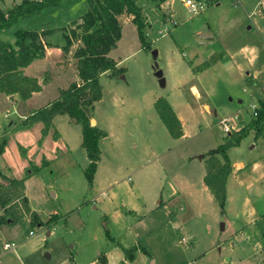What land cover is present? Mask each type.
Masks as SVG:
<instances>
[{
  "label": "rangeland",
  "instance_id": "rangeland-1",
  "mask_svg": "<svg viewBox=\"0 0 264 264\" xmlns=\"http://www.w3.org/2000/svg\"><path fill=\"white\" fill-rule=\"evenodd\" d=\"M21 1L0 0V9L7 10ZM183 1L175 0L173 3L174 15L172 19L170 0L166 1L169 2L167 4L165 2L159 5L150 3L148 0H138L147 26L145 34L148 46L146 47L141 45L137 28L131 21L132 17L128 15L120 17V37L115 48L108 53V57L116 62L117 68L122 70V74L117 78H110L109 73H106L99 78L102 97L96 103L95 117L104 125L101 129L106 130L109 137L103 140L99 147L101 155L98 165L111 172L110 178L117 182L118 188L126 190V184H129L130 187L134 183H138L132 169L135 162L141 157L149 161L157 160L155 155H160L162 157L160 162H151L153 164L151 167L150 162H146L149 165L143 172L151 173L150 180H147L150 176L148 175L146 180L141 179L139 182L145 191H149L156 185V182H159L158 179L162 176L164 167H167V170L172 169L169 173L171 178L180 180L182 193L168 202H166L168 199H164V206L169 212L185 213L183 219L180 220L181 229L173 228L172 231L175 232L177 244L181 245L180 239L186 238L194 247L192 250L183 248L188 255V261L196 262L195 264H229V261L233 264H249L248 261L253 257L252 244L256 240L261 246L260 258L257 254L256 256L264 263V200L254 201L256 204L258 203L257 211L255 210L257 213L255 226L241 229L246 227V224L237 217L243 204L245 191L252 192L254 189L264 188V123L257 136L255 128L250 127V123L255 118H253L249 106L255 100L253 99V102L247 104L243 95L238 99L232 96L233 102L230 105L225 79L218 78L217 81L208 82L212 83L216 89L213 98L215 103L222 102L225 106L227 105L223 108L225 109L223 113L218 112V116L230 115L239 108L241 109L239 117L247 122L245 127L248 128L239 144L227 151L230 165L241 161L243 166L240 170L237 169L238 173L234 175L236 178L231 179L228 183V197L222 210L208 189L204 190L198 187L199 184L195 186L201 177V171L205 176L206 166L209 162L207 157L202 159L201 156H205L210 150L216 149L230 140L218 125L220 118L207 117L206 113L201 110L197 124L192 126L188 138L173 139L162 124L154 107L159 98H164L167 101L168 95H175V87L172 86V77L175 73L170 71L174 64L172 62L174 57L171 58L170 54L176 51L178 59L185 60L181 57V53L184 51L183 46L190 43L191 37L202 40L205 35H209V32L213 31L212 35L215 39L217 33L213 28L214 24L219 22L226 12L235 10L234 0H218L219 7H215L212 0H204L206 9L204 8L205 10L203 9L204 11L202 10L203 12L201 11L198 15H192L193 13L184 6ZM261 1V3L264 2V0ZM257 9L261 10L258 6ZM86 10L87 0H64L57 7L45 8L38 15L26 20H18L9 30L1 33L0 38L3 41L12 42L13 34L18 30L47 29L52 30L53 34L46 38V42L50 45L63 46L65 43L64 34L69 35L70 30L74 28L71 23L78 20ZM173 21L176 22V27L171 25ZM175 28H177V32L173 33ZM164 29H167L165 34H158V31ZM197 31L201 34L197 35ZM78 44L79 42L73 40L68 54L50 53L49 58L47 57L41 63L36 61L26 71V76L36 79L40 76L41 78H39L44 82L41 84L44 87L36 99V105H45L52 97L56 99L59 96V91L66 89L71 83L79 84L80 81L72 82L73 73H77L73 53ZM191 44L193 45V43ZM51 48L57 47L51 46L46 49ZM154 50L157 52L156 58L152 54ZM155 63L162 72V78H165L163 84H160L159 79L155 76ZM191 85H195L201 91V86L198 83L193 82ZM189 88L190 86L180 92H183L192 102L194 97L187 92ZM247 89L250 87L247 86ZM240 98L243 100L242 104H238ZM23 104L22 99L15 100L14 104L6 99H0V143L5 141L4 149L7 150L5 157L11 168L10 173H14L16 179L31 177L29 181L26 178L24 180L25 187L28 181L26 195L29 198L32 211L38 217V222L43 224L32 223L29 219H26L28 222L20 221L14 228H11L15 236L11 235L9 243H16L17 238L27 239L30 237L27 235L28 231H32L35 238L42 234L45 237L44 242L34 255V259L39 258L44 261L45 254L49 251L53 255L70 251L74 256L80 245L83 248L96 246L98 243L96 235L104 233L109 227L106 226L100 199L94 203L91 201L93 197L97 196V192L93 190L92 184L89 185L84 174L87 158L85 151L80 147L81 128L72 123L68 116L62 115L59 116L60 119L56 121L55 126H52L47 135L42 136L41 129L39 130L36 144L32 148L24 145L17 146L18 137L24 133L21 130L31 128L28 126L25 128L23 124V126L20 125L21 130L10 129V124L16 123L17 115L24 112ZM198 104L200 103L197 102ZM29 106L34 107L31 104ZM257 106L259 109V103ZM229 107L232 108L228 109ZM41 109L38 108V110ZM5 115H8V118ZM8 129L9 132L5 135V130ZM241 129L243 128L231 132H238ZM57 131L65 142L64 150L60 148L56 151L53 147V139H55L53 134H56ZM25 133L23 136L27 137L28 135ZM44 148L45 151L50 150L51 152L47 151L45 157L40 155ZM26 153L28 162L24 159ZM24 161L27 163V169L23 175L22 164ZM187 162H191V167L186 165L189 164ZM253 163L256 164L255 168ZM160 167H162L161 173L157 171ZM240 179L246 182L244 186L239 184L238 180ZM1 183L2 178L0 177ZM248 184L250 186L246 188ZM162 186L164 187L163 197H165L168 191L167 186L165 183ZM17 193L20 194L19 190ZM254 195L258 196V193H254ZM17 203L21 204V198L17 200ZM179 207H184V210H178ZM51 216H55V223L46 225V221ZM43 217L44 219L47 217V219L43 220ZM135 221L137 220H134L133 223ZM47 231H52V234L47 235ZM180 248L182 247L180 246ZM200 253L204 254L201 260H199Z\"/></svg>",
  "mask_w": 264,
  "mask_h": 264
},
{
  "label": "crops",
  "instance_id": "crops-1",
  "mask_svg": "<svg viewBox=\"0 0 264 264\" xmlns=\"http://www.w3.org/2000/svg\"><path fill=\"white\" fill-rule=\"evenodd\" d=\"M63 1L64 0H62L61 3ZM212 1L216 5L215 7L220 6V2H218V0ZM174 2L175 0H170L171 12L173 13L171 14L172 19L174 15L172 5ZM261 2V0H234L233 6L235 7V10H232L228 13L226 12V14L221 17V20L214 24L215 27L213 28H215L217 33V37L215 39L212 35L213 31H210L209 35H205L202 40L191 37L190 43L185 45V47L183 46L184 51L181 53V57L185 58V60L178 59L176 51H173L170 54L171 58L174 57L173 61L172 59L169 60L174 63L170 68V71L175 73V75L172 77V86L175 87V95H168L167 102L181 123L183 135L179 139L188 138L192 126L194 127L197 124L199 112L201 110L206 113L207 117L214 116L215 118H227L238 116L237 120L233 122V130L244 128L247 125V122H245L242 117H239L241 109L237 107V109L230 113V115L218 116V112L221 111L223 113L225 110L223 108L227 107V105L225 106L222 102H218V104L215 103L213 98L215 97L216 89L213 87L212 83L208 82L217 81L219 80L218 78L225 79V82L228 86L227 93L230 96L228 101L230 105L233 102L232 96L238 99L241 97V95H243L247 104L253 102L254 100L255 102L257 101L256 103L258 104L259 101L263 99L264 10L261 12V10L258 11L257 9V6L258 8H261L264 4V2ZM167 3L169 2H166V4ZM171 25L173 27L177 26L175 21H173ZM176 29L177 28L173 30V33L177 32ZM209 29L211 30L212 27ZM196 34L200 35L201 33L197 31ZM191 43H193V45ZM205 46L209 47L204 48ZM176 50H178V47H176ZM109 52L110 50L106 52L107 56ZM50 53L60 55L62 51L59 48L46 49L45 57L36 61H40L39 63L45 61L47 57H50ZM210 60L212 63L203 69L201 66ZM33 63L24 70L25 75L26 71L32 67ZM180 65L185 66L182 68ZM39 77H37L39 79L37 80L41 85L44 82H42V79H40L41 77ZM163 79L165 82V78ZM77 81H79L77 73H73L72 82ZM193 82H196L201 86V91H199L195 85H191ZM188 86H190V88L187 92L190 93L192 97H194V101L192 102L189 101L188 97L184 95L183 92H180ZM247 86L250 87V89H247ZM43 87L44 86L41 85V91L34 93L29 99L22 100L24 103V112L17 115V121L16 123L10 124V129L16 128V130H21L20 125L23 126V121L27 117L38 111V108H44L50 104V100L55 99V97L49 99V101L46 103L47 105H36V99L41 94ZM0 99H6L10 101L11 104H14L15 100L20 98L16 95L9 97L4 94H0ZM197 102L200 104L197 105ZM242 103L243 100L240 98L238 100V104ZM30 104L34 107H30ZM231 108L232 107H229L228 109ZM95 112L96 108H94L93 112V125L101 129L104 125H102L101 121L99 122L95 117ZM189 113L190 116H188ZM5 116L8 118V115ZM58 119H60L59 116H56L53 119V126H55V123ZM237 123H239V125H237ZM23 127L26 128V126ZM26 129L27 130L21 131H24V133L27 132L25 134L28 136L24 137V133H21L16 143L17 146L24 145L32 148L36 144L37 136H39V130L41 129V124L38 123L31 128ZM104 131L106 133V137L99 141V147L102 145L103 140L109 137V133L106 130ZM8 132L9 129L5 130V135ZM57 137L58 138L56 140L53 139V147L56 151L60 150V148L64 150L65 142L61 138V134L58 131ZM38 149L40 150V147ZM6 151L7 150L4 149V152L0 156V171L2 170L1 174L8 179H16V177H14V173H10L11 168L9 167L5 157ZM47 151L50 152V150L45 151L44 148L40 155L45 157ZM23 155L21 156L22 158ZM159 156L160 155H155L157 160L151 161L141 157L137 162H135L134 167L131 166L133 173L136 174L138 183H134L133 186L130 187L128 186L129 184H126V190L118 188L117 182L110 178L112 175L111 172L108 171V169L106 171L104 168H100L98 165L100 163L99 161L92 181L93 190L97 192V196L93 197L91 201L94 203L97 202V199H100V207H102V212L106 218V226L108 225L109 227L104 233H98L99 235H96V240H98L96 246L93 245L89 248H83L80 245V248L76 250V254L74 256L70 251L54 255L51 251H49V253L45 254V260L41 261L39 258L34 259V255L37 253V250H39L41 244L45 240L43 234L35 238V234L33 233V235L30 236L29 232L31 231H28L27 235L31 238H17L16 243H9L11 242L9 240L10 237L15 236V234L12 233L11 228H14L16 225H2L0 226V264H195L196 262L194 263L188 261V255L184 251V249L187 248H191L192 250L194 248L191 246L192 244H190L188 241L186 244H177L175 242V232L172 231L173 228H175V230L181 229L180 220L183 219V215L185 213L177 214V212L173 213L174 211L169 212L165 209L166 206H164V199H168L166 201L168 202L170 199L173 200V198L177 197L178 194L182 193L180 180L171 178L172 176L170 177L169 173L172 169L170 168V170H167V167H164L162 170L163 174L158 179L159 182H156V185L153 188L151 187L149 191H145L139 182L141 179L146 180L148 175L150 176L147 180H150V177H152L151 173L147 171L143 172V170H145L146 166L149 165L146 162H150V167L152 163L157 161L160 162L162 157ZM203 157L204 155H202V159H204ZM24 159L26 162L29 161L27 158V153L25 154ZM86 161L87 165L88 160L86 159ZM187 163L189 164L186 165L191 167V162ZM136 166H138L137 169H135ZM242 166L243 162L241 161L231 165L232 171L226 182V195L228 192V183L231 179L236 178L234 175L238 173L237 171L240 170ZM253 166L255 168L256 164L253 163ZM22 168L24 170V175L27 169V163H25V161L22 164ZM161 169L162 167H160V169L157 171L161 173ZM200 176L201 177L195 186H198L199 184L198 187L207 190V187L203 181L204 172L201 171ZM25 178L28 181L31 179V177ZM28 181L26 182V187L28 185ZM129 181L130 179L128 178V182ZM238 182L243 186L246 183L241 179L238 180ZM163 183L166 184L168 190L165 197H163ZM248 186H250V184H248L246 188ZM26 187L24 183L23 193L27 198L28 206L32 211L33 209L30 207L29 198L26 195ZM251 193L252 196L254 193H258V196L254 195L253 198ZM262 199L264 200V188L254 189L252 192L245 191L243 204L237 216L238 219L240 218L241 221L246 224V227H242L241 229L247 227L250 228L252 225L255 226L257 223L256 206L258 203L256 204L254 201H261ZM261 204H263V202H261ZM178 210L183 211L184 207H179ZM131 218H133V220H131ZM46 219L47 217L45 219L43 217V220ZM134 220L137 221L133 223ZM25 221L27 220L25 219ZM222 227L224 228V225H222ZM46 233L50 236L52 231H47ZM6 243L13 244V247L5 249L4 245ZM180 246L182 248H180ZM132 248H135V250L131 254L130 258H128L125 254V251H129ZM252 251L253 257L248 261L249 264H264L261 262L263 260H258L256 256L257 254L260 258L261 254V246L256 240L253 241ZM85 254L87 255L85 256ZM200 255L201 258L199 260L203 259L204 254L200 253ZM226 261H229V259H226ZM229 264L233 263L229 261Z\"/></svg>",
  "mask_w": 264,
  "mask_h": 264
},
{
  "label": "trees",
  "instance_id": "trees-1",
  "mask_svg": "<svg viewBox=\"0 0 264 264\" xmlns=\"http://www.w3.org/2000/svg\"><path fill=\"white\" fill-rule=\"evenodd\" d=\"M62 0H22L19 4L0 9V34L9 30L18 20H26L38 15L43 9L57 7ZM159 5L166 0H148ZM128 15L137 28L138 38L143 47L148 46L146 40V23L138 0H87V10L71 25L70 34H64L65 43L50 45L46 38L53 34L52 30L37 31L18 30L13 34V41H3L0 38V94L18 96L22 100L29 99L34 93L41 91L38 80L28 77L24 70L36 60L45 57L46 48L51 46L61 49L65 55L70 52L73 40L79 42L73 53L76 60V72L79 84L71 83L66 89L59 91V96L50 104L27 117L23 124L32 127L37 123L42 125L41 134L45 136L52 129L56 116L66 115L70 121L81 128L80 147L85 151L88 164L84 174L89 185L92 184L101 151L99 141L106 133L95 125H91L95 104L101 100L102 90L99 83L101 75L109 73L110 78H117L122 70L117 68L115 61L106 52L115 48L120 35V17ZM206 62L201 67L208 66ZM158 116L173 139L182 137L181 123L166 99L159 98L154 104ZM264 123V100L259 101L257 117L250 123L255 128L256 136L260 134ZM244 127L238 132L227 134L229 141L205 154L208 165L203 178L204 184L211 192L214 201L222 210L226 202V182L231 174V165L227 151L237 146L246 134ZM56 133V132H55ZM56 139L57 133L53 134ZM5 141L0 143V156L4 152ZM0 226H14L20 221L29 219L38 222L37 215L28 206L23 193L25 179H8L0 172ZM5 183V184H4ZM19 190L20 194L16 192ZM16 191V192H15ZM13 196V199H11ZM21 198V204L17 200ZM40 223V222H38ZM55 223L51 216L46 225ZM43 223L41 222L40 225ZM135 248L125 251L130 258Z\"/></svg>",
  "mask_w": 264,
  "mask_h": 264
},
{
  "label": "built area",
  "instance_id": "built-area-1",
  "mask_svg": "<svg viewBox=\"0 0 264 264\" xmlns=\"http://www.w3.org/2000/svg\"><path fill=\"white\" fill-rule=\"evenodd\" d=\"M184 4H185V7L188 8L190 12L193 13L192 15H198L206 6V2L204 0H184ZM261 10L262 11L264 10V4L262 5ZM166 31H167L166 29L162 31H158V34L163 35L165 34ZM249 108L251 110V114L253 118H256L257 113H258L257 103L254 102L250 104ZM237 118L238 116L220 118V120L218 121V125L220 126L224 134H230V132L233 130V122L236 121ZM29 235L30 236L33 235L32 231L29 232ZM186 242H187L186 238L180 239L181 244H186ZM4 247L5 249H9L13 247V244L6 243Z\"/></svg>",
  "mask_w": 264,
  "mask_h": 264
},
{
  "label": "water",
  "instance_id": "water-1",
  "mask_svg": "<svg viewBox=\"0 0 264 264\" xmlns=\"http://www.w3.org/2000/svg\"><path fill=\"white\" fill-rule=\"evenodd\" d=\"M152 54H153L154 58L157 57V52L155 50L152 52ZM154 68L156 70L155 76L159 79V83L163 84L164 83V79L162 78V72L158 69L157 63L154 64ZM90 123H91V125H93L94 124V120L91 119ZM201 158H202V156H201Z\"/></svg>",
  "mask_w": 264,
  "mask_h": 264
}]
</instances>
